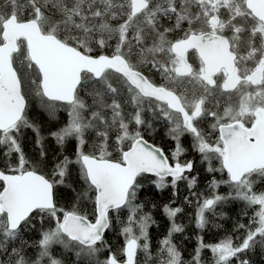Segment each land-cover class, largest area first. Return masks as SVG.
Masks as SVG:
<instances>
[{"label":"snow or ice","instance_id":"6c2138e0","mask_svg":"<svg viewBox=\"0 0 264 264\" xmlns=\"http://www.w3.org/2000/svg\"><path fill=\"white\" fill-rule=\"evenodd\" d=\"M0 264H264V0H0Z\"/></svg>","mask_w":264,"mask_h":264},{"label":"trees","instance_id":"16d2710c","mask_svg":"<svg viewBox=\"0 0 264 264\" xmlns=\"http://www.w3.org/2000/svg\"><path fill=\"white\" fill-rule=\"evenodd\" d=\"M206 239H207V237H206Z\"/></svg>","mask_w":264,"mask_h":264}]
</instances>
